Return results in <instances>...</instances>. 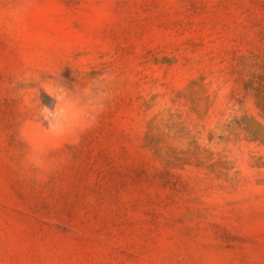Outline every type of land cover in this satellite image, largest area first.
Listing matches in <instances>:
<instances>
[{"label": "rangeland", "instance_id": "rangeland-1", "mask_svg": "<svg viewBox=\"0 0 264 264\" xmlns=\"http://www.w3.org/2000/svg\"><path fill=\"white\" fill-rule=\"evenodd\" d=\"M0 264H264V0H0Z\"/></svg>", "mask_w": 264, "mask_h": 264}]
</instances>
